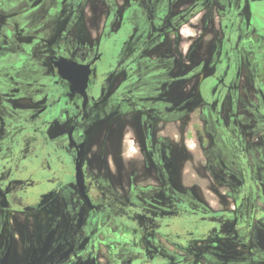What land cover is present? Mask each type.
Segmentation results:
<instances>
[{
    "label": "flooded vegetation",
    "instance_id": "1",
    "mask_svg": "<svg viewBox=\"0 0 264 264\" xmlns=\"http://www.w3.org/2000/svg\"><path fill=\"white\" fill-rule=\"evenodd\" d=\"M189 26L211 49L192 66ZM193 121L211 178L238 182L231 215L180 183ZM96 122L132 129L126 188L89 166ZM60 199L23 240L12 217ZM0 215V264L99 262L103 243L112 264H264V0H0Z\"/></svg>",
    "mask_w": 264,
    "mask_h": 264
},
{
    "label": "rangeland",
    "instance_id": "2",
    "mask_svg": "<svg viewBox=\"0 0 264 264\" xmlns=\"http://www.w3.org/2000/svg\"><path fill=\"white\" fill-rule=\"evenodd\" d=\"M197 24V23H196ZM201 27V25H198ZM190 28V29H189ZM197 26H194L193 29H191V26L184 29L182 35L180 36L182 38V43L180 44V53L183 54L185 57V62L187 66H192L193 63V56L195 54L196 58L200 59V61L204 62V60L208 61L210 59V48H209V39H204V42L202 43L203 39L198 38L196 36V33L198 31H195ZM193 47L195 49L199 50V54L195 51L192 52ZM194 49V50H195ZM191 51V52H190ZM190 52V53H189ZM189 55V60L191 63H189L187 57ZM194 58V61L196 60ZM212 72V69L207 70L206 73L209 75ZM248 86V84H246ZM246 89L252 90V86L244 87ZM252 93H254V90H252ZM250 103V104H247ZM246 103V105L243 107L241 102L239 105L241 106L240 109H244V112L251 113L254 112L256 100L251 101L249 100ZM229 105V104H226ZM224 106V110H225ZM229 109V108H228ZM230 111H227L225 115L222 116V118H227V113ZM252 119V118H251ZM124 123L122 122V127ZM197 125L194 124V121L191 122L188 126H186L185 132L182 134L184 135V151H185V160L184 165H182V180L180 183L182 186L184 185V188L187 186H190L192 184H195L197 187H199L200 190V196L205 197L208 201V204L211 206L214 210H219L218 212H227V215H231V212L235 211L236 205L240 204V196L239 194L237 197L233 194L234 185H237L238 182L236 180H231L233 184H231L229 187H226L224 185H221L214 181V179L211 178L210 173L208 171V165L206 164V154L207 149L205 148H199L198 147V140L195 135V130L197 129ZM121 128L118 126L116 129V133L114 136L113 128H112V122L109 124H100L99 122H96L92 128L88 130V161L89 166L92 169V172L96 176H102L103 178L110 177L112 182H118L116 180V177L113 179L114 174L117 175L118 178H121L125 180V188L130 184V162L131 160L136 157L137 154V146L134 145V141L132 140V129L129 130L128 126L126 127V133L123 135V132ZM56 130V131H55ZM55 134H59L62 130L58 128V126H55L54 129ZM124 136V137H123ZM206 137V140L209 138L207 135H204ZM212 141V139H211ZM209 142V141H208ZM208 142H206V147H208ZM110 143H112V146L110 147ZM120 144L122 147H114V144ZM171 154V151L169 152ZM121 169L122 176L118 174V170ZM181 169V170H182ZM122 182V181H121ZM123 183V182H122ZM184 183V184H183ZM119 186V185H117ZM235 197L237 198L238 202H236ZM244 200V198H243ZM259 199L252 198L251 205H255L258 207H262L261 202L257 201ZM238 203V204H237ZM55 206L58 207L59 210L55 211V209H47L43 213H41L39 216L34 215H21V216H15L12 217V221L16 222V231L19 232V236L24 240L28 238H32L34 233L36 234V231L33 230L35 228V221H40L43 225V228H41V231L47 229L48 223L53 220L54 212L60 213V210H62L65 206L63 203V199H60ZM59 211V212H58ZM261 215H257L256 219H259ZM11 218V217H10ZM3 219H6L5 216L0 215V222L3 221ZM16 232L15 229L9 230V232ZM259 232V231H258ZM256 232L255 238L260 241H264V234ZM17 233V232H16ZM208 229H202L201 234L208 235ZM143 237L142 235H136ZM146 240V239H145ZM139 242V240L137 239ZM122 242V241H121ZM103 243V242H102ZM146 245V246H145ZM152 247L147 246V244H144V249L146 250V253L150 250H155L156 247L158 248L157 244H152ZM236 247V246H235ZM139 250L137 249V252ZM179 252H181L179 250ZM145 253V252H144ZM185 254V260L188 262L192 255L189 254L186 250H183L181 252ZM189 255H188V254ZM96 257H100V261H96L95 258L88 261L89 264H112V261L110 260V257L112 256V251L103 244H101L100 249L98 253L95 255ZM153 256L156 257V255L153 253ZM193 259V258H192ZM143 261H137L136 264H144ZM78 264V263H77Z\"/></svg>",
    "mask_w": 264,
    "mask_h": 264
},
{
    "label": "water",
    "instance_id": "3",
    "mask_svg": "<svg viewBox=\"0 0 264 264\" xmlns=\"http://www.w3.org/2000/svg\"><path fill=\"white\" fill-rule=\"evenodd\" d=\"M71 66H73L74 68L77 67L76 64H71ZM76 69H77V68H76ZM60 74H61V76L67 78L65 75L62 74V72H60ZM78 176H79V181L82 182L79 168H78Z\"/></svg>",
    "mask_w": 264,
    "mask_h": 264
}]
</instances>
